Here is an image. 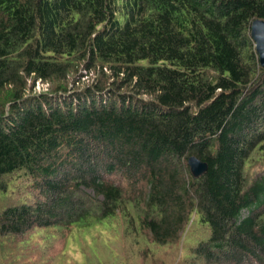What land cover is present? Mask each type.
I'll list each match as a JSON object with an SVG mask.
<instances>
[{
    "label": "trees",
    "instance_id": "trees-1",
    "mask_svg": "<svg viewBox=\"0 0 264 264\" xmlns=\"http://www.w3.org/2000/svg\"><path fill=\"white\" fill-rule=\"evenodd\" d=\"M256 20L264 0H0V264L119 215L148 264H264Z\"/></svg>",
    "mask_w": 264,
    "mask_h": 264
},
{
    "label": "rangeland",
    "instance_id": "rangeland-1",
    "mask_svg": "<svg viewBox=\"0 0 264 264\" xmlns=\"http://www.w3.org/2000/svg\"><path fill=\"white\" fill-rule=\"evenodd\" d=\"M91 78L95 80L97 74L93 72L89 76L86 75L83 78V83L88 84ZM49 87V84L38 83L35 91L38 93L47 91ZM263 175L264 165L254 172V176L262 177ZM107 225L109 223L87 229L64 228L54 230L56 235L54 238L51 237L49 245H47L46 250L44 249L45 253L41 254V259L36 257L38 254L36 251L35 257L30 258V261L36 264H106L104 262L111 261V258H118V253L127 254L130 264H148L146 258L151 261V253L149 256L144 252V247L132 245L130 239L133 238L129 237V239L126 236L128 226L123 216L119 215L111 228L106 227ZM132 243H134L133 240ZM39 245L46 246V241L44 243L39 240ZM34 247L37 245H33Z\"/></svg>",
    "mask_w": 264,
    "mask_h": 264
},
{
    "label": "water",
    "instance_id": "water-1",
    "mask_svg": "<svg viewBox=\"0 0 264 264\" xmlns=\"http://www.w3.org/2000/svg\"><path fill=\"white\" fill-rule=\"evenodd\" d=\"M252 39L256 46V52L261 66L264 68V21L256 20L251 27ZM188 166L194 179H200L205 176L209 169V164L192 156L188 160Z\"/></svg>",
    "mask_w": 264,
    "mask_h": 264
}]
</instances>
